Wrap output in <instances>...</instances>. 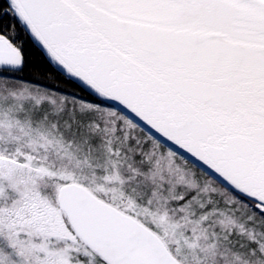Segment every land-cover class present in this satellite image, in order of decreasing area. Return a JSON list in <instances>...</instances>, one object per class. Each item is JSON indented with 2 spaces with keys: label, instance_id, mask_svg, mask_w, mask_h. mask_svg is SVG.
I'll list each match as a JSON object with an SVG mask.
<instances>
[{
  "label": "snow or ice",
  "instance_id": "snow-or-ice-1",
  "mask_svg": "<svg viewBox=\"0 0 264 264\" xmlns=\"http://www.w3.org/2000/svg\"><path fill=\"white\" fill-rule=\"evenodd\" d=\"M0 264H264V0H0Z\"/></svg>",
  "mask_w": 264,
  "mask_h": 264
}]
</instances>
